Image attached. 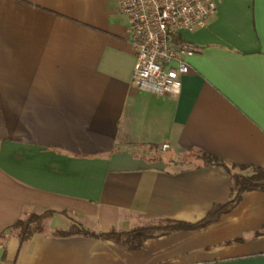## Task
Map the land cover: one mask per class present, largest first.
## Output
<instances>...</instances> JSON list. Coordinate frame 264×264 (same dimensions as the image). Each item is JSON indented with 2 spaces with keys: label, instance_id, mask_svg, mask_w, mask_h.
I'll return each instance as SVG.
<instances>
[{
  "label": "crops",
  "instance_id": "crops-1",
  "mask_svg": "<svg viewBox=\"0 0 264 264\" xmlns=\"http://www.w3.org/2000/svg\"><path fill=\"white\" fill-rule=\"evenodd\" d=\"M180 43L181 91L156 95L133 82L117 0H0V232L25 206L54 211L52 228L197 221L232 197L228 170L198 151L264 168V0H217ZM0 264H264V191L136 251L6 230Z\"/></svg>",
  "mask_w": 264,
  "mask_h": 264
},
{
  "label": "built area",
  "instance_id": "built-area-1",
  "mask_svg": "<svg viewBox=\"0 0 264 264\" xmlns=\"http://www.w3.org/2000/svg\"><path fill=\"white\" fill-rule=\"evenodd\" d=\"M127 17L136 61L133 82L156 95H178L190 66L181 34L205 27L217 0H117ZM168 145H164L167 147Z\"/></svg>",
  "mask_w": 264,
  "mask_h": 264
},
{
  "label": "trees",
  "instance_id": "trees-1",
  "mask_svg": "<svg viewBox=\"0 0 264 264\" xmlns=\"http://www.w3.org/2000/svg\"><path fill=\"white\" fill-rule=\"evenodd\" d=\"M197 158L205 165L223 166L231 176L232 197L226 203L215 204L206 215L197 221H183L172 218H160L158 220L147 221L128 230H117L115 228L108 231H96L87 228L80 223H73L67 228H52L48 224V219L52 217V210H35L31 206H25L22 216L8 226L6 230L12 231L19 239L20 243L30 239L33 235L43 233L58 237H68L73 235H83L93 238L113 240L128 251L140 250L147 239L168 234L180 229H199L220 219L222 214L230 211L249 190L264 191V168L260 166L229 165L223 159L207 151H198ZM239 168V171L234 168ZM261 233V231H257Z\"/></svg>",
  "mask_w": 264,
  "mask_h": 264
}]
</instances>
